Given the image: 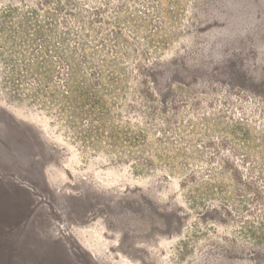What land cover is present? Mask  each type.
Masks as SVG:
<instances>
[{
  "label": "rangeland",
  "instance_id": "1",
  "mask_svg": "<svg viewBox=\"0 0 264 264\" xmlns=\"http://www.w3.org/2000/svg\"><path fill=\"white\" fill-rule=\"evenodd\" d=\"M77 2L59 18L71 48L88 40L95 63H115L104 104L63 102L58 65L45 105L27 100L0 58V264H264L236 222L201 217L177 170L248 154L237 123L260 153L264 0Z\"/></svg>",
  "mask_w": 264,
  "mask_h": 264
},
{
  "label": "trees",
  "instance_id": "2",
  "mask_svg": "<svg viewBox=\"0 0 264 264\" xmlns=\"http://www.w3.org/2000/svg\"><path fill=\"white\" fill-rule=\"evenodd\" d=\"M76 11L77 0H36L25 8L9 5L0 9V58L9 69L7 84L15 88L16 82H23L27 77V100L45 105L50 98L45 89L54 74L60 73L56 68L58 65L59 69L67 71L69 91L61 99L63 102L71 106L79 102H85L87 106L105 103L109 89L104 84V67H113L115 63L106 59L95 63L97 55L91 51L88 40L79 39L77 47H70L68 22H62L59 17L63 13L69 18H77ZM93 12L94 20H101L99 9ZM81 23L86 29L94 27L93 23L88 26L84 19ZM60 25L64 30L59 29ZM114 35L115 43H120L119 31ZM103 42V47H107ZM86 69L91 78L84 76ZM114 80L111 82L116 84ZM51 99L55 101L56 96ZM85 109L80 111L81 115L92 114V108ZM235 127L243 130L242 142L248 154L241 155L242 158L237 154L230 158L217 155L209 159L218 161L214 166L201 169L182 166L177 170L184 174V188H189L191 202L203 211L201 217L208 221L216 217L223 223L236 222L239 234L252 247H264V139H258L260 153L252 155L250 130L242 123ZM234 158L243 164H237ZM213 203L219 205L215 207Z\"/></svg>",
  "mask_w": 264,
  "mask_h": 264
}]
</instances>
